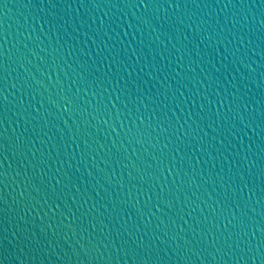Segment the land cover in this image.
<instances>
[{"label":"water","instance_id":"95a60500","mask_svg":"<svg viewBox=\"0 0 264 264\" xmlns=\"http://www.w3.org/2000/svg\"><path fill=\"white\" fill-rule=\"evenodd\" d=\"M5 96L0 264H264V0H0Z\"/></svg>","mask_w":264,"mask_h":264},{"label":"snow or ice","instance_id":"6c2138e0","mask_svg":"<svg viewBox=\"0 0 264 264\" xmlns=\"http://www.w3.org/2000/svg\"><path fill=\"white\" fill-rule=\"evenodd\" d=\"M173 6L175 7L176 5H173ZM144 7L145 8L149 7V4L145 3ZM2 68H3V72L6 73L7 72V60L6 59L3 62ZM6 100H7L6 96L3 97L2 99H0V105H6ZM3 110H4L3 108H0V112H2ZM3 135H4L3 133H0V137H2ZM5 140H6V137L4 138V140H0V150H3L6 152L7 151V144H6V142H4ZM0 175L6 176L7 173L6 172L0 173Z\"/></svg>","mask_w":264,"mask_h":264}]
</instances>
